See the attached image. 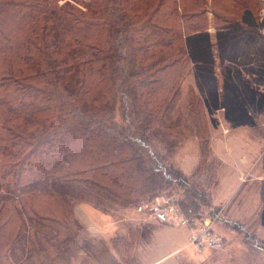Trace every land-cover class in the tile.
<instances>
[{"label": "trees", "instance_id": "trees-1", "mask_svg": "<svg viewBox=\"0 0 264 264\" xmlns=\"http://www.w3.org/2000/svg\"><path fill=\"white\" fill-rule=\"evenodd\" d=\"M254 11L252 0H0V186L13 184L23 210L50 228L51 238H65L56 245L76 236L64 199L78 184L114 202L136 200L127 199L148 184L138 204L158 193L149 183L161 171L163 188L184 191L190 178L151 166L157 155L137 126L125 140V126L112 128L110 101L120 112L124 95L135 116L133 91L141 98L155 84L172 93L189 63L214 72ZM152 98L137 125L156 121ZM142 148L147 153H138ZM203 149L205 162L208 144ZM201 193H183L186 212L211 206ZM20 216L11 201H0V253L23 233Z\"/></svg>", "mask_w": 264, "mask_h": 264}, {"label": "rangeland", "instance_id": "rangeland-1", "mask_svg": "<svg viewBox=\"0 0 264 264\" xmlns=\"http://www.w3.org/2000/svg\"><path fill=\"white\" fill-rule=\"evenodd\" d=\"M252 6L255 9L250 17L252 23L243 24V28L226 45L227 49L217 56L214 65L218 69L214 72L195 68L189 63L185 70L179 72V82L172 93L155 84L150 85L149 91L141 98L137 90L133 91V96L129 97L136 105L135 116H132L131 102L126 101L124 95L120 112L114 99L110 101L112 128L118 130L114 127L125 126L126 131H122L125 140L124 137L129 136L128 128L137 126L138 133L146 138L145 141L157 155L158 159H151V166L155 167L159 162L163 167L166 166L167 171H173L172 174L178 172L171 170L170 166L178 168L179 173L190 178L191 185L186 187L189 191L185 188L183 191L176 184H169L167 190L163 188L167 183L161 171H158L155 172L154 182L149 183L153 186L152 190L175 193L179 202L184 192L199 198L204 196L201 193L203 189L205 195L209 196L210 207H195L199 209L197 213H220L216 229L223 236L222 248L198 252L188 245V238L183 233L185 227L183 229L177 223H162L147 216V213L138 212L136 208L139 203H135L146 196L143 190L147 189L148 184L147 187L139 185L138 191L128 196L127 200L137 198L132 202H114L101 197L90 187L78 184V188H74L73 193L64 199V207L78 224L76 236L67 237L66 242L56 245L65 238H51L52 230L23 210L17 198V189L13 184H8L0 186V201H11L20 210L24 231L7 255V251L0 253V264H148L171 251L175 242L187 244L181 251L165 256L155 264H169L173 260H178L179 264H264L263 205L260 211L256 210L255 216L248 214L258 197L259 184L252 187V171L242 174L253 159L258 162L256 169L264 163V142L258 148L260 144L257 143L254 129L264 130V120H259L260 115L264 116V89L261 95L255 90L257 85L264 88V34L260 32L261 23L258 19L260 0H252ZM209 29L214 32L213 27ZM223 72L228 78L226 83L221 82L220 74ZM211 83L215 84L214 90L212 86L209 87ZM255 94L258 96L254 97ZM147 97H153L156 121L153 125H137L134 121L136 116L142 119L144 110L151 106L146 104ZM248 100L253 107L259 104L255 108L259 112L252 111ZM124 106L125 111L121 112ZM224 114L231 118L225 120ZM251 124L252 128L249 126ZM139 130H143L144 134ZM207 144L210 156L204 162L203 147L206 148ZM210 146L216 151L211 152ZM138 153H147V150L142 148ZM218 168L222 183L217 185ZM233 180V186L229 188ZM215 192L223 202L227 200L228 211L236 207L238 217L225 216L224 207L212 203ZM200 203L204 205L206 202L203 199ZM185 204L183 200L179 203L184 212L186 210L182 206ZM80 206L95 209V213L101 214L103 220L105 216L111 219L109 227L105 228L107 224L101 219L99 224L105 229H92ZM42 236H47V239ZM52 243L56 246H51ZM161 243L166 244L163 249Z\"/></svg>", "mask_w": 264, "mask_h": 264}, {"label": "built area", "instance_id": "built-area-1", "mask_svg": "<svg viewBox=\"0 0 264 264\" xmlns=\"http://www.w3.org/2000/svg\"><path fill=\"white\" fill-rule=\"evenodd\" d=\"M258 15L260 30L264 34V0H260ZM136 210L149 214L159 222L177 223L185 227L188 245L198 252L204 249L219 250L223 246V236L216 229L220 213H186L180 209L175 193H157L149 201L139 203Z\"/></svg>", "mask_w": 264, "mask_h": 264}, {"label": "crops", "instance_id": "crops-1", "mask_svg": "<svg viewBox=\"0 0 264 264\" xmlns=\"http://www.w3.org/2000/svg\"><path fill=\"white\" fill-rule=\"evenodd\" d=\"M218 69V67H217ZM219 74V72H218ZM233 77L234 75L231 74ZM235 79V77H234ZM255 88V87H254ZM263 89L264 88H261L260 86H256L255 90L257 93H259L261 95V93H263ZM258 94H255L254 97H257ZM249 102V100H248ZM249 105L252 109V111H256V112H259V110L255 109L257 108V106H259V104H255L254 107L251 105V103L249 102ZM261 113V112H260ZM258 114V113H257ZM261 117H259V120H264V116L260 115ZM230 117V116H229ZM228 117V115H225L223 116V118L225 120H229L230 118ZM251 128H252V124L249 125ZM254 128V127H253ZM256 133H255V138H258L257 140V143L260 144V146H258V148H261L263 146V142H264V130H261L259 128H254ZM199 149V148H198ZM210 150L211 152H215L216 150H214V147L213 146H210ZM242 160L245 161V158L242 157ZM256 160L253 159L252 161L249 162V164L245 167V170L243 171L242 174H246V173H250L252 171V187L255 185V184H259L258 186V197H256V199L254 200V207H252L249 211V216H251L252 214H254L253 216H255V212L256 210L260 211V206L263 205L264 207V204L262 202L263 201V198H264V163L262 164L261 167H257L258 165V162H255ZM252 162V163H251ZM234 169H235V166H234ZM216 173L218 175V181H217V185L219 183H222V181H220V176H219V168L218 170H216ZM242 174L240 173V176H242ZM260 182V183H259ZM233 183H234V180L231 182L229 188H232L233 186ZM263 186V187H262ZM223 199H220V197H218V194H216L215 192V195H214V198H212V203L215 202L216 205H218V207H224V212H225V216H229V217H232L234 216L235 217H238L239 216V213L236 211V207L232 208L233 211H228L227 210V200L226 201H222ZM238 204V203H237ZM262 207V208H263ZM92 208V207H91ZM93 209V208H92ZM90 208H85V206H80V210L81 212L83 213V215L85 216L84 218L87 220V218L89 219L90 221V227L92 229H94L95 231H100V227L101 225L99 223H101V219L103 220L101 214H98V213H95V209L92 210ZM264 210V209H263ZM147 216H150L149 214ZM110 220L111 219H108L106 216L104 217V224H107L105 228H108L109 227V223H110ZM113 222V221H112ZM112 224V223H111ZM104 228V229H105ZM183 228V227H182ZM102 230L103 227H101ZM184 229V228H183ZM101 230V231H102ZM185 231H183V233L186 235V237L188 238V231L186 229H184ZM103 233V232H101ZM95 234V233H94ZM96 235V234H95ZM172 244V243H170ZM187 243H184V242H175L173 245H172V250L169 251L168 253H166L165 255H163L161 258L157 259V260H154V261H151L149 262L148 264H155L157 263L159 260H161L162 258H164L165 256H170L172 255L173 253H176V252H179L183 249V247L186 245ZM162 247V249L166 246L165 243H161L160 244ZM152 252H150V255H151ZM194 262V261H192ZM169 264H179V261L178 260H173L172 262H170Z\"/></svg>", "mask_w": 264, "mask_h": 264}]
</instances>
